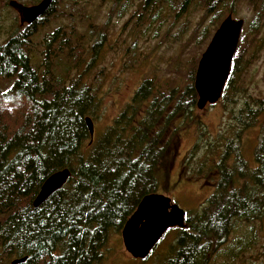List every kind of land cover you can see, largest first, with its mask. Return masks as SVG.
Returning a JSON list of instances; mask_svg holds the SVG:
<instances>
[{"label":"trees","instance_id":"obj_1","mask_svg":"<svg viewBox=\"0 0 264 264\" xmlns=\"http://www.w3.org/2000/svg\"><path fill=\"white\" fill-rule=\"evenodd\" d=\"M57 1L0 44V80L11 85L6 89L0 85V264L21 257L26 259L16 264H104L111 233L120 232L144 195L158 191L174 156L178 130L194 116L197 95L191 66L183 89L159 91L156 87L161 85L154 80L142 81L125 107L90 141L85 117L95 112L99 97L84 73H73L80 61L74 49L80 46H71L70 37L58 27L43 39L40 67L31 63L30 36L46 25ZM124 1L113 0L109 15L118 5L123 8ZM138 1L146 7L157 0ZM191 1L181 0L180 7ZM203 1V16H212L215 28L224 14V0H200L201 5ZM248 1L253 18L247 30H257L264 0ZM242 32L239 41L244 39ZM103 35L102 29L90 45L91 63ZM52 44L57 54L73 47L68 58L72 62L63 63L60 70L50 59ZM239 58L235 51L221 97L237 72ZM21 100L24 111L7 117ZM256 111L264 117V99ZM231 153V166L221 161L208 169L214 177L213 193L200 212L185 213L184 228L173 227L177 233L172 253L159 264H208L235 220L252 223L261 217L264 119L253 153L255 165L250 167L237 148ZM63 168L70 170L67 182L34 208L32 201L43 181Z\"/></svg>","mask_w":264,"mask_h":264},{"label":"rangeland","instance_id":"obj_2","mask_svg":"<svg viewBox=\"0 0 264 264\" xmlns=\"http://www.w3.org/2000/svg\"><path fill=\"white\" fill-rule=\"evenodd\" d=\"M9 1L0 0V44L11 32L26 26ZM13 1L33 5L39 0ZM180 3L181 0H157L142 7L138 0H126L123 8L118 5L109 15L113 0H58L46 25L30 36L31 63L40 67L41 51L45 49L43 39L56 28H62L70 37V45L80 46L74 49L80 61L73 73H84L86 82L96 88L99 105L90 117L94 132H101L145 79L161 85L156 87L159 91L183 89L190 67L196 69L218 25L214 28V18L203 16L204 1L201 5L200 0H192L182 7ZM249 3L223 2L221 20L228 14L244 20V39L238 42L236 50L240 55L237 72L224 96L201 110L194 107L193 120L178 130L167 177L157 191L169 196L188 215L200 212L206 205L214 191V177L207 171L221 161L231 166L233 148L238 149L250 167L255 165L253 153L262 135L264 119L256 111L264 99V17L257 30H247L253 18V6ZM106 20L107 27H103ZM102 29L103 39L91 63L90 45ZM205 32H209L207 38ZM73 47L57 54L56 47L51 45L50 59L57 70L63 63L72 62L68 58ZM0 85L4 89L11 86L10 82L5 86L1 80ZM25 108V101L21 100L12 112H6L7 117ZM176 233L173 228L168 230L146 258L134 259L124 249L120 232H112L104 264H159L172 253ZM208 264H264V211L252 223L235 220L226 242L210 256Z\"/></svg>","mask_w":264,"mask_h":264},{"label":"water","instance_id":"obj_3","mask_svg":"<svg viewBox=\"0 0 264 264\" xmlns=\"http://www.w3.org/2000/svg\"><path fill=\"white\" fill-rule=\"evenodd\" d=\"M52 0H39L33 5H22L10 0L20 14L21 23L30 25L42 16ZM244 20L233 18L231 14L225 16L214 32L209 42L198 59L194 73L193 86L197 95L195 107L198 110L205 108L207 104L216 103L222 95L223 88L228 79L231 61L236 51ZM90 141L93 139L94 124L90 116L85 117ZM70 170L63 168L51 173L41 184L35 195L32 206L37 208L50 195L59 190L68 180ZM164 206L165 212H171L170 216H160L155 209ZM173 227H185V212L177 204L171 201L169 196L162 193H149L138 202L132 214L125 221L120 230L121 241L124 249L134 259L146 258L163 234ZM157 233H159L157 235ZM135 234V242L132 236ZM155 237V239H153ZM26 257L16 258L12 264L23 262Z\"/></svg>","mask_w":264,"mask_h":264},{"label":"snow or ice","instance_id":"obj_4","mask_svg":"<svg viewBox=\"0 0 264 264\" xmlns=\"http://www.w3.org/2000/svg\"><path fill=\"white\" fill-rule=\"evenodd\" d=\"M3 53H0V57H2ZM155 213L157 215H160V216H170L172 213L169 211V212H165V209H164V206L163 205H160L158 208H156L155 210ZM41 224H43V221H41ZM159 233H157L158 235ZM135 234H133L132 236V242H135ZM153 239H155V237H153Z\"/></svg>","mask_w":264,"mask_h":264},{"label":"flooded vegetation","instance_id":"obj_5","mask_svg":"<svg viewBox=\"0 0 264 264\" xmlns=\"http://www.w3.org/2000/svg\"><path fill=\"white\" fill-rule=\"evenodd\" d=\"M34 76H35V77L37 78V80H38V82H36V85L39 84V86H40V74L37 73V74H35Z\"/></svg>","mask_w":264,"mask_h":264},{"label":"bare ground","instance_id":"obj_6","mask_svg":"<svg viewBox=\"0 0 264 264\" xmlns=\"http://www.w3.org/2000/svg\"><path fill=\"white\" fill-rule=\"evenodd\" d=\"M22 258V257H21Z\"/></svg>","mask_w":264,"mask_h":264}]
</instances>
